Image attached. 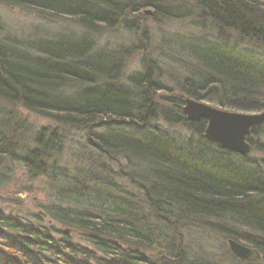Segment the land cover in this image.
<instances>
[{
  "label": "trees",
  "instance_id": "1",
  "mask_svg": "<svg viewBox=\"0 0 264 264\" xmlns=\"http://www.w3.org/2000/svg\"><path fill=\"white\" fill-rule=\"evenodd\" d=\"M0 3L66 18L85 31L0 41V103L49 115L56 124L22 149L0 129V183L10 179L2 168L10 158L29 175L49 181L56 201L30 222L0 213V264H213L181 243L182 224L264 251V165L204 140L205 121L188 122L181 101L169 100L175 114L158 108L155 98L163 86L153 81L152 64L127 85L120 83L123 62L117 52L98 50L91 36L102 24L144 9L164 20H190L201 34L173 50L185 57L180 93L224 110L258 113L264 111V65L251 55L254 49L227 46L223 38L264 48V0ZM204 21L211 26L209 36ZM158 119L183 125L197 143L169 138L152 126ZM67 129L83 131L98 157L80 154L70 170L51 163L62 149L60 131ZM248 142L264 154V126L253 129ZM119 159L126 169L119 165L118 172L113 165ZM118 178L144 190L124 191Z\"/></svg>",
  "mask_w": 264,
  "mask_h": 264
},
{
  "label": "rangeland",
  "instance_id": "2",
  "mask_svg": "<svg viewBox=\"0 0 264 264\" xmlns=\"http://www.w3.org/2000/svg\"><path fill=\"white\" fill-rule=\"evenodd\" d=\"M145 12L141 10L129 19L117 17L111 26L102 24L97 27L95 34H91V36L95 39L98 50L107 49L117 52V56L123 62V67L118 75L120 83L127 85L130 77L145 71L148 63L152 64L154 69L151 70L152 79L163 86V90L157 92L155 102L160 109L173 110V106L176 104L169 100H176L177 102L179 100L183 103L188 98L180 93L177 85L184 77L185 57L176 56L173 50H177L190 37L200 36L201 33L195 27L196 23L194 24L190 20H164L154 17L152 12L150 14ZM127 22L130 23V27L133 25V31ZM131 23L133 24L131 25ZM203 24L205 25L204 35L209 36L212 32L211 26L206 21ZM83 32L85 31L69 19L40 14L31 9L0 3V41L3 39H19L21 41L37 38L56 39L60 36L79 35ZM223 40L227 46L236 45L239 49H254L256 54L252 52L251 55L260 61L261 66L264 65V48L243 43L234 38L225 37ZM203 103L224 110L210 103ZM183 106L184 104L181 106V113ZM173 113L175 114V110ZM0 122L7 124L4 128H0L1 131L5 132L3 135L7 134L12 141L17 142L19 149L25 146L33 147L34 136L42 130L49 131L56 128L53 117L49 115H38L24 110L19 105L10 106L5 105V103H0ZM152 126L179 143L187 139L191 140L192 144L197 143L196 137L181 124H170L158 119L152 123ZM60 134L63 142L61 152L58 155H53V161L49 162H55L60 167H66L70 170L80 163L81 158H83L80 154L87 152L89 156L98 157L99 150L87 145L89 141L83 131L67 129L61 130ZM102 156L104 155L101 154L98 159L103 163L105 157ZM245 156H247L248 161L254 162L258 167L264 165V154L253 150L251 147L250 152ZM120 164L121 160L117 162L118 167L113 165V168L118 172L121 167L124 168V165ZM2 168H7V176L10 174V179L8 177L9 180L6 183H0V213L2 215L24 218L30 222L33 220V215H42V206L56 204L52 198L53 186L45 178L29 175L27 170L12 162L10 158L2 162ZM262 168L263 171L261 172L264 175V167ZM118 181L120 185H123L124 191L138 195L140 190H144L138 183L130 182V179L118 178ZM48 220L46 216H43L42 221L44 223H47ZM202 223L206 222L200 221V224ZM178 230L181 233L178 236L181 243L189 245L197 253L206 256L205 259L210 260L213 264H264V251L257 250L261 256L258 261L254 263L243 262L232 255L227 242L229 239L224 238L221 234L211 232L200 226L193 227L183 224ZM237 243L255 249L244 242Z\"/></svg>",
  "mask_w": 264,
  "mask_h": 264
},
{
  "label": "water",
  "instance_id": "3",
  "mask_svg": "<svg viewBox=\"0 0 264 264\" xmlns=\"http://www.w3.org/2000/svg\"><path fill=\"white\" fill-rule=\"evenodd\" d=\"M182 114L188 122H206L203 138L211 144L235 155L250 152L248 137L253 129L264 125V111L258 113L229 112L205 105L201 101L185 99ZM228 247L234 257L243 262H256L260 253L256 249L229 239Z\"/></svg>",
  "mask_w": 264,
  "mask_h": 264
},
{
  "label": "bare ground",
  "instance_id": "4",
  "mask_svg": "<svg viewBox=\"0 0 264 264\" xmlns=\"http://www.w3.org/2000/svg\"><path fill=\"white\" fill-rule=\"evenodd\" d=\"M143 11H144V12L146 11L145 13H147V14H148V13H149V14L151 13V10H149V9H147V10H143ZM205 123H206V122H205Z\"/></svg>",
  "mask_w": 264,
  "mask_h": 264
}]
</instances>
